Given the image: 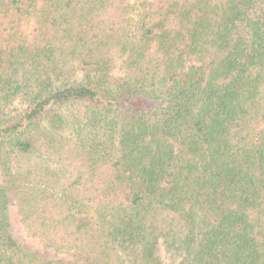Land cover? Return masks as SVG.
Segmentation results:
<instances>
[{
  "label": "trees",
  "instance_id": "1",
  "mask_svg": "<svg viewBox=\"0 0 264 264\" xmlns=\"http://www.w3.org/2000/svg\"><path fill=\"white\" fill-rule=\"evenodd\" d=\"M0 264H264V0H0Z\"/></svg>",
  "mask_w": 264,
  "mask_h": 264
},
{
  "label": "rangeland",
  "instance_id": "2",
  "mask_svg": "<svg viewBox=\"0 0 264 264\" xmlns=\"http://www.w3.org/2000/svg\"><path fill=\"white\" fill-rule=\"evenodd\" d=\"M11 200L13 203L10 205V221L12 225V234L16 241L20 243L27 251L36 253L40 256L49 259L71 260L70 255H58L54 250L44 248L36 239L29 237L21 223V218L18 214V208L12 197Z\"/></svg>",
  "mask_w": 264,
  "mask_h": 264
}]
</instances>
